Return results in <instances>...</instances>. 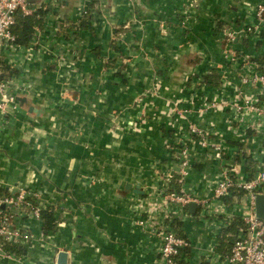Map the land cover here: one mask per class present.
<instances>
[{
	"label": "crops",
	"instance_id": "crops-1",
	"mask_svg": "<svg viewBox=\"0 0 264 264\" xmlns=\"http://www.w3.org/2000/svg\"><path fill=\"white\" fill-rule=\"evenodd\" d=\"M28 1L38 20L30 43L0 47V66L22 98L0 114V191L40 190L56 225L45 231L43 218L21 219L35 237L19 247V260L0 264H58L61 251L68 264H163L159 231L169 225L191 243L185 264H217L207 251L220 241L215 251L224 254L225 215L207 218L196 204L171 220L176 208L164 196L175 186L210 195L219 161L195 143L180 184L173 140L193 122L210 125L237 171L253 177L264 167V132L254 140L252 129H234L226 106L199 111L204 101L239 99L238 71L223 63V29L264 0ZM234 46L264 71V41ZM245 199L235 190L215 206L233 223Z\"/></svg>",
	"mask_w": 264,
	"mask_h": 264
},
{
	"label": "built area",
	"instance_id": "built-area-1",
	"mask_svg": "<svg viewBox=\"0 0 264 264\" xmlns=\"http://www.w3.org/2000/svg\"><path fill=\"white\" fill-rule=\"evenodd\" d=\"M28 0H0V47L3 45L15 46L16 35L13 27L19 12L29 16L35 12ZM251 18V20H248ZM181 24L188 23V17L181 19ZM223 37L228 45L225 53L224 65L228 69L238 71L239 99L234 102L218 103L214 100L203 102L199 105V111H212L217 106L228 107L229 123H233L240 129H252L251 135L256 140L264 132V71L259 61L249 59L245 54L237 55L235 42L239 39H253L264 41V2H256L247 5L244 17L228 22L223 29ZM17 88L13 80L3 77L0 70V114H10L11 110L18 105V97L14 90ZM258 92L251 93L252 89ZM196 97L197 95L194 94ZM184 115L183 109L177 111ZM231 121V122H230ZM237 124V125H234ZM199 145L205 151L207 157L219 161V172L209 182L210 195L199 196L190 193L186 189L173 187L165 193L164 201L167 205H174V216L171 220L188 217L190 214L187 207L190 202H195L203 209L202 215L207 218H216L222 213L225 215V224L219 227V231L228 227L231 223L232 214L225 212L218 203L225 206V198L230 197L237 189L242 191L246 197L240 203L241 218L243 225L234 238L230 249L223 255L215 251L220 245L217 241L214 248L208 249L207 253L215 257L217 264H264V220L257 215V194H264V167L257 170L253 177L237 171L233 162V156H229V144L220 137L213 128L192 123L185 130H177L173 140V150L177 155V164L180 167V184H183L190 175L194 144ZM1 185V184H0ZM43 194L38 189L26 185L17 186L15 193H4L0 191V260H15L20 246H28L35 237L29 225L21 222L24 217L42 219L45 210ZM140 223L144 221L139 220ZM167 226L160 229L161 244L159 247L160 260L163 264H185L186 256L183 249L191 247L187 237L178 234L172 227ZM45 232L41 233L44 237ZM184 260V261H183Z\"/></svg>",
	"mask_w": 264,
	"mask_h": 264
},
{
	"label": "trees",
	"instance_id": "trees-1",
	"mask_svg": "<svg viewBox=\"0 0 264 264\" xmlns=\"http://www.w3.org/2000/svg\"><path fill=\"white\" fill-rule=\"evenodd\" d=\"M88 16L89 15L86 14L84 20H86V18ZM37 23H38V20L36 18L23 15V13H18L15 25L13 27V32L16 35V39H15L14 43L15 44H21V45L29 44L31 41V38L33 37L34 27ZM5 69H6L5 65L2 64L0 66V70L2 71V75H3V77H8L9 75ZM215 75L216 74L213 73L209 76V78L212 76H215ZM237 190L240 191L239 189H237ZM42 218L44 221L45 231L53 230L55 228V225H56L55 213H54V210L52 208L43 210ZM240 225H243V221L240 218H236V220L233 223H231L225 229V233L223 234V246H222L223 253L228 252L227 247L228 246L230 247V245L232 244V242L235 238V232L240 227ZM175 231L178 234L184 236L182 233H180V231H177L176 229H175ZM190 248L191 247H187V248L183 249L182 252L187 254V253H189Z\"/></svg>",
	"mask_w": 264,
	"mask_h": 264
},
{
	"label": "water",
	"instance_id": "water-1",
	"mask_svg": "<svg viewBox=\"0 0 264 264\" xmlns=\"http://www.w3.org/2000/svg\"><path fill=\"white\" fill-rule=\"evenodd\" d=\"M19 100L22 98L18 97ZM197 205L195 202L189 203V209L191 212L195 213ZM256 211L257 215L264 220V194H257L256 197ZM58 264H68V253L66 251H61L58 255Z\"/></svg>",
	"mask_w": 264,
	"mask_h": 264
},
{
	"label": "rangeland",
	"instance_id": "rangeland-1",
	"mask_svg": "<svg viewBox=\"0 0 264 264\" xmlns=\"http://www.w3.org/2000/svg\"><path fill=\"white\" fill-rule=\"evenodd\" d=\"M228 23V22H227ZM227 23L225 24V26L227 25Z\"/></svg>",
	"mask_w": 264,
	"mask_h": 264
}]
</instances>
